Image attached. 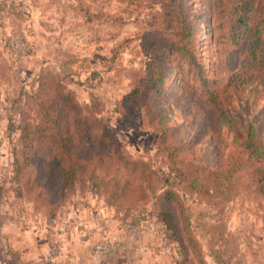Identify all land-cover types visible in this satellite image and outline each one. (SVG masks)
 Here are the masks:
<instances>
[{
	"label": "rangeland",
	"instance_id": "rangeland-1",
	"mask_svg": "<svg viewBox=\"0 0 264 264\" xmlns=\"http://www.w3.org/2000/svg\"><path fill=\"white\" fill-rule=\"evenodd\" d=\"M171 1L0 0V262L92 217L125 262L264 264V0Z\"/></svg>",
	"mask_w": 264,
	"mask_h": 264
},
{
	"label": "crops",
	"instance_id": "crops-1",
	"mask_svg": "<svg viewBox=\"0 0 264 264\" xmlns=\"http://www.w3.org/2000/svg\"><path fill=\"white\" fill-rule=\"evenodd\" d=\"M92 221V217L87 220L84 218L76 222L74 226L67 227L66 230L62 227L60 232H70V235L62 233L58 235L59 245H54L57 247L55 251L50 249L46 239L39 237L38 227L35 229V231L38 230L36 233L11 229L5 234L8 237V248L4 252L9 255L7 254V262L2 261L1 264H133L113 258L111 254L106 255L108 245L113 238L111 232L106 231L104 236L99 235L98 238L95 233L99 232L92 229L94 223ZM98 246L101 250H96ZM120 247L118 245L111 248L119 251ZM137 264L144 263L137 261Z\"/></svg>",
	"mask_w": 264,
	"mask_h": 264
},
{
	"label": "trees",
	"instance_id": "trees-1",
	"mask_svg": "<svg viewBox=\"0 0 264 264\" xmlns=\"http://www.w3.org/2000/svg\"><path fill=\"white\" fill-rule=\"evenodd\" d=\"M171 2L172 3L169 6L173 8V17L176 18L178 16L177 19L184 23V21H183L184 17L182 16V13L179 12V9H180L181 4H182L181 3L182 0H172ZM182 27L186 28V25L182 24L181 28ZM249 31H250V29H249ZM59 152H62V151H58L57 153H59ZM65 163H67V161H65L64 164ZM67 166H68V171L66 173L65 180H64V189L65 190L71 189L75 186V184L77 182L76 180H78V179H76L78 176V169L80 168L79 166L77 168L76 166H73V165H67ZM260 182H261L262 192L264 193V178H261ZM0 264H1V262H0Z\"/></svg>",
	"mask_w": 264,
	"mask_h": 264
},
{
	"label": "built area",
	"instance_id": "built-area-1",
	"mask_svg": "<svg viewBox=\"0 0 264 264\" xmlns=\"http://www.w3.org/2000/svg\"><path fill=\"white\" fill-rule=\"evenodd\" d=\"M97 249H98V250H101V247H100V246H98V247H97Z\"/></svg>",
	"mask_w": 264,
	"mask_h": 264
}]
</instances>
